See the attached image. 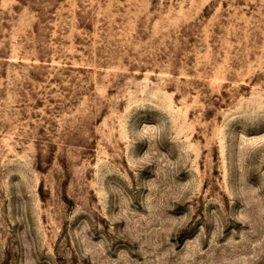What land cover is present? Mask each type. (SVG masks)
Listing matches in <instances>:
<instances>
[{
  "label": "rangeland",
  "instance_id": "1",
  "mask_svg": "<svg viewBox=\"0 0 264 264\" xmlns=\"http://www.w3.org/2000/svg\"><path fill=\"white\" fill-rule=\"evenodd\" d=\"M0 264H264V0H0Z\"/></svg>",
  "mask_w": 264,
  "mask_h": 264
}]
</instances>
